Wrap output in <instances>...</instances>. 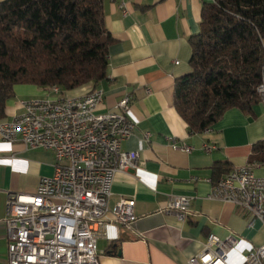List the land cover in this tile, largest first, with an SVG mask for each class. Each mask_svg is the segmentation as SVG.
I'll return each instance as SVG.
<instances>
[{"label":"crops","instance_id":"obj_1","mask_svg":"<svg viewBox=\"0 0 264 264\" xmlns=\"http://www.w3.org/2000/svg\"><path fill=\"white\" fill-rule=\"evenodd\" d=\"M125 1V14L119 0L102 3L112 37L106 76L96 84L59 93L73 97L101 88L97 113L115 111L121 98L131 96L127 116L135 127L122 148L138 152V166L114 178L105 233L97 239L99 264H188L210 233L233 236L236 242L227 252V262L241 264L250 250L264 244V226L248 210L209 198L208 193L235 166L251 164L257 176H264V146L253 149L264 142V103L259 99L252 113L230 108L207 130L190 132L174 106V86L190 70V37L200 30L203 3L211 0ZM55 96L51 88L16 84L0 122L23 111L21 100ZM145 132L150 134L148 142ZM173 142L191 151L174 149ZM53 164L51 150L0 139V264H7L8 257L3 223L7 192H34L40 177L53 174ZM173 195L191 197L183 218L176 210L168 211ZM120 198L135 200L136 219L129 226L113 213Z\"/></svg>","mask_w":264,"mask_h":264},{"label":"built area","instance_id":"obj_2","mask_svg":"<svg viewBox=\"0 0 264 264\" xmlns=\"http://www.w3.org/2000/svg\"><path fill=\"white\" fill-rule=\"evenodd\" d=\"M118 5L125 14L126 1ZM257 89L264 103V82ZM53 93L55 97L21 100L23 111L0 122V139L54 155L53 174L40 177L34 192L6 194L7 264H99L97 239L105 233L114 178L138 166V152L122 148L135 127L127 116L130 95L117 102V110L97 113L101 88L73 97ZM143 136L148 142L149 132ZM172 147L191 151L186 144L173 142ZM208 197L248 210L264 226V176H257L253 165L233 167L213 183ZM190 200L173 195L168 211L183 218ZM134 205L133 198H120L113 207L116 220L129 226L136 219ZM235 242L231 235L210 233L188 264H228L227 252ZM241 264H264V244L250 250Z\"/></svg>","mask_w":264,"mask_h":264},{"label":"trees","instance_id":"obj_3","mask_svg":"<svg viewBox=\"0 0 264 264\" xmlns=\"http://www.w3.org/2000/svg\"><path fill=\"white\" fill-rule=\"evenodd\" d=\"M102 3L0 1V119L16 84L72 90L106 76L112 37ZM190 43V70L174 86V106L189 131L210 128L230 108L252 113L264 82V0L204 2Z\"/></svg>","mask_w":264,"mask_h":264},{"label":"bare ground","instance_id":"obj_4","mask_svg":"<svg viewBox=\"0 0 264 264\" xmlns=\"http://www.w3.org/2000/svg\"><path fill=\"white\" fill-rule=\"evenodd\" d=\"M51 90H52L53 92H55V91L60 92V88H59L58 86H53V87L51 88Z\"/></svg>","mask_w":264,"mask_h":264},{"label":"rangeland","instance_id":"obj_5","mask_svg":"<svg viewBox=\"0 0 264 264\" xmlns=\"http://www.w3.org/2000/svg\"><path fill=\"white\" fill-rule=\"evenodd\" d=\"M1 1V0H0Z\"/></svg>","mask_w":264,"mask_h":264}]
</instances>
